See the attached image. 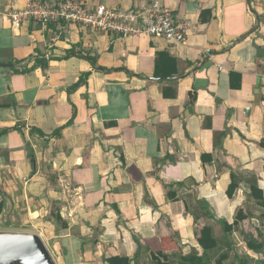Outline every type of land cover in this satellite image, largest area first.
<instances>
[{"label":"crops","instance_id":"1","mask_svg":"<svg viewBox=\"0 0 264 264\" xmlns=\"http://www.w3.org/2000/svg\"><path fill=\"white\" fill-rule=\"evenodd\" d=\"M163 2L184 44L16 26L29 0H0V232L39 235L57 264H180L249 199V178L228 197L231 174L264 173V0ZM164 52L170 77L155 75ZM166 183H184L177 200Z\"/></svg>","mask_w":264,"mask_h":264},{"label":"built area","instance_id":"2","mask_svg":"<svg viewBox=\"0 0 264 264\" xmlns=\"http://www.w3.org/2000/svg\"><path fill=\"white\" fill-rule=\"evenodd\" d=\"M10 17L16 26L30 20L44 26L64 22L110 35L149 36L176 45L184 44L190 31L189 24L177 19L163 0L128 10L107 5L90 7L81 0H29L24 9L13 11Z\"/></svg>","mask_w":264,"mask_h":264},{"label":"trees","instance_id":"3","mask_svg":"<svg viewBox=\"0 0 264 264\" xmlns=\"http://www.w3.org/2000/svg\"><path fill=\"white\" fill-rule=\"evenodd\" d=\"M177 66H176V60L171 58V56L168 53H159L158 59L156 63V72L155 75L159 77H170L177 73ZM165 96H169L167 92H165ZM262 147H264V144H261ZM31 160L33 165H36V160L34 157L33 152H30ZM232 175V182L229 185V188L227 190V195L230 199L234 197L238 189H240L243 184V180L240 179L236 174ZM248 183L250 185L251 190V196L256 199L261 206L264 207V192L261 188H259L258 181L256 177H251L248 179ZM166 190H167V197L169 200H177L179 189L181 187H185L184 183H166ZM185 207L187 212H189V205L186 200L184 201ZM3 210V205L0 207V213ZM205 210H207L205 206ZM208 211V210H207ZM209 213V211H208ZM206 215H210V214ZM53 215V214H52ZM53 217L57 220H61L62 218L57 215H53ZM252 215L246 212L243 208H239L235 214L234 222L230 224L227 221H223V232H224V238L226 236L232 235L235 231H239L242 235V237L245 240V243L247 245V248L250 251H253L257 254H262L264 251V234L262 232L258 231L259 236H255L252 232H245L243 229V223L246 221H250L252 219ZM198 223V220L196 221ZM199 244L203 248L204 253L202 255H199V253L194 252L192 254H189L188 256H183L180 260V264H212L211 260L209 259V253L213 250H215L219 246V240L215 237L214 229L210 225H205L203 229L201 230V234L199 237ZM230 245V242L228 243V247ZM237 255V260L240 262V264H250L248 259L243 257L240 254ZM229 259V253L225 252L223 253L218 260L216 261V264H224L225 261ZM108 264H132V261L127 257H111L108 259ZM260 264H264V260H261Z\"/></svg>","mask_w":264,"mask_h":264},{"label":"rangeland","instance_id":"4","mask_svg":"<svg viewBox=\"0 0 264 264\" xmlns=\"http://www.w3.org/2000/svg\"><path fill=\"white\" fill-rule=\"evenodd\" d=\"M256 174L259 176L260 180L261 178L262 179L264 178V173H262L261 171L257 172L255 170L254 171L244 170L243 173L237 172L236 175L240 179L245 180V179L250 178L251 176L253 177L257 176ZM261 174H262V177L260 176ZM263 183H264V179H263L262 184ZM186 198L188 200H192L193 197L190 194H186ZM240 208H243L246 212H248L249 214L253 216L250 221L248 220L245 223H243V229L245 230V232L246 233L252 232L255 236H259L258 231L264 234V207L261 206L259 202L250 195V193H249V199H248V193H247L245 203H243ZM223 221L225 220L219 221L220 227L216 229V235L219 236L218 239H219L220 246H218L215 250L209 253V259L211 260V263L216 264V261L218 260V258L223 253L228 252L229 259L225 261L224 264H240V262L237 260L236 254H240L246 259H248L250 264H260L261 260H264V251L262 254H257L253 251H250L247 248L245 240L239 231L236 232L237 233L236 235L232 234L224 238L223 236L224 230H223V225H222ZM229 242H230V245L228 247ZM197 253H199V255H202L204 253L203 248L201 250V253L200 252H197ZM188 255L189 254L184 255V256H188Z\"/></svg>","mask_w":264,"mask_h":264},{"label":"water","instance_id":"5","mask_svg":"<svg viewBox=\"0 0 264 264\" xmlns=\"http://www.w3.org/2000/svg\"><path fill=\"white\" fill-rule=\"evenodd\" d=\"M0 264L57 263L39 235L0 232Z\"/></svg>","mask_w":264,"mask_h":264}]
</instances>
